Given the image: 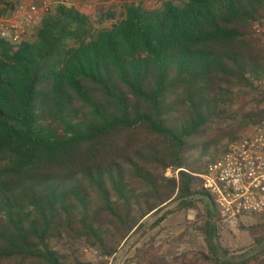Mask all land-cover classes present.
<instances>
[{"label":"trees","instance_id":"obj_1","mask_svg":"<svg viewBox=\"0 0 264 264\" xmlns=\"http://www.w3.org/2000/svg\"><path fill=\"white\" fill-rule=\"evenodd\" d=\"M179 1L106 28L58 6L30 39L0 41V264H108L146 219L198 203L205 248L166 262L149 245L152 264H264L221 245L200 177L264 119L230 124L264 78V0Z\"/></svg>","mask_w":264,"mask_h":264},{"label":"rangeland","instance_id":"obj_2","mask_svg":"<svg viewBox=\"0 0 264 264\" xmlns=\"http://www.w3.org/2000/svg\"><path fill=\"white\" fill-rule=\"evenodd\" d=\"M41 1L0 0V16L9 17L16 8L23 7L28 3L37 4ZM162 1L164 0H68L64 7L74 8L87 14L96 28H106L121 21L127 6L141 5L147 9H155L160 7ZM173 3L179 5L181 1L173 0ZM56 7L58 6L52 7L50 13ZM33 34L34 30L26 36V39H30ZM258 110H264V93L261 92L256 83L254 90L241 92L238 100L233 102L231 117L235 120L230 124L240 122L245 113ZM256 129V126L249 125L242 137L252 134ZM173 208L174 204H170L159 215ZM206 211L205 205L198 203L194 209L173 213L154 227H151V224L159 215L146 219L142 228L134 232L117 249L112 258H108V264H152L153 259L150 255L153 253L160 261L170 262L173 256L181 252L205 248L200 229L204 225ZM217 229L221 245L233 252L234 255L248 253V255L260 256L258 257L260 259L264 256V219L244 216L234 222L219 220ZM256 242L259 244L257 245ZM149 245L153 246L151 249L153 253L150 252L146 258L142 249H149ZM82 255L85 261L96 262L99 260L95 252L87 249L82 250Z\"/></svg>","mask_w":264,"mask_h":264},{"label":"built area","instance_id":"obj_3","mask_svg":"<svg viewBox=\"0 0 264 264\" xmlns=\"http://www.w3.org/2000/svg\"><path fill=\"white\" fill-rule=\"evenodd\" d=\"M67 3L68 0H42L16 8L9 17L0 16V41L20 43L52 7ZM253 30L264 48V9ZM258 86L264 93V78ZM200 177L219 220L234 222L244 216L264 219V120L252 134L229 144L226 153L210 163Z\"/></svg>","mask_w":264,"mask_h":264}]
</instances>
